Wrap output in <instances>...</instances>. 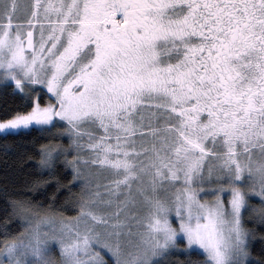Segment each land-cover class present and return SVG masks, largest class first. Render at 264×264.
Returning <instances> with one entry per match:
<instances>
[{
	"label": "snow or ice",
	"instance_id": "snow-or-ice-1",
	"mask_svg": "<svg viewBox=\"0 0 264 264\" xmlns=\"http://www.w3.org/2000/svg\"><path fill=\"white\" fill-rule=\"evenodd\" d=\"M0 84L24 101L0 117V140L66 138L41 145L38 167L62 162L82 185L59 224L50 206L12 201L20 231L0 233V264H170L197 250L203 264H251L264 0H0Z\"/></svg>",
	"mask_w": 264,
	"mask_h": 264
},
{
	"label": "trees",
	"instance_id": "trees-1",
	"mask_svg": "<svg viewBox=\"0 0 264 264\" xmlns=\"http://www.w3.org/2000/svg\"><path fill=\"white\" fill-rule=\"evenodd\" d=\"M12 110H24V101L13 94L11 85L0 84V117ZM56 140L65 146L68 144L66 138L57 137ZM56 140L49 133L38 131L0 140V233L5 231L6 224L11 234L20 231L17 217L12 214V201L28 200L46 208L50 206L57 218L75 217L73 209L82 185L72 181L71 169L64 167L62 162H57L51 172L38 167L41 145ZM244 219L245 227L251 230L250 262L256 264L264 261V224L250 210L244 212ZM167 260L170 264H203L205 256L198 251L174 252Z\"/></svg>",
	"mask_w": 264,
	"mask_h": 264
},
{
	"label": "rangeland",
	"instance_id": "rangeland-1",
	"mask_svg": "<svg viewBox=\"0 0 264 264\" xmlns=\"http://www.w3.org/2000/svg\"><path fill=\"white\" fill-rule=\"evenodd\" d=\"M46 91V90H45ZM85 143H87V138H85ZM83 156L85 157V159L88 158L89 156V150L87 148H84L83 149V152H82ZM93 171H96V169H92ZM115 177L111 176V175H108V174H102L100 176V183L103 184L105 182V180H111V179H114ZM199 187H202L204 189L205 192H208L210 191V186L205 184V185H202V186H199ZM161 195H163V193H161ZM201 199H208V200H211V196H208V197H204L203 195L200 196ZM56 220H57V224H59V220L60 218H57L56 217ZM249 241H250V233L248 235V247H249ZM198 252L202 253V250H197ZM203 254V253H202ZM101 255H104L103 253H101ZM105 259L107 258V256L104 257ZM58 259V258H57ZM206 259V257H205Z\"/></svg>",
	"mask_w": 264,
	"mask_h": 264
}]
</instances>
